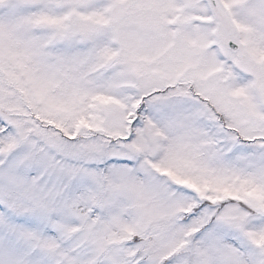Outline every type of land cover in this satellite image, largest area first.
<instances>
[{"label": "snow or ice", "instance_id": "obj_1", "mask_svg": "<svg viewBox=\"0 0 264 264\" xmlns=\"http://www.w3.org/2000/svg\"><path fill=\"white\" fill-rule=\"evenodd\" d=\"M0 264H264V0H0Z\"/></svg>", "mask_w": 264, "mask_h": 264}]
</instances>
